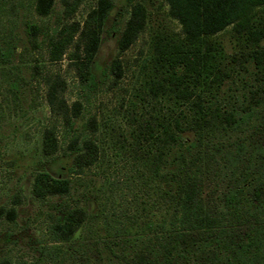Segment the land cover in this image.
<instances>
[{
  "label": "trees",
  "instance_id": "1",
  "mask_svg": "<svg viewBox=\"0 0 264 264\" xmlns=\"http://www.w3.org/2000/svg\"><path fill=\"white\" fill-rule=\"evenodd\" d=\"M78 1L61 0L62 17ZM165 1L181 31L153 37L132 91L118 102L111 142L118 150L109 153L100 131L109 120L99 125L82 109L99 84L122 77L121 55L146 26L142 4L126 0L107 28L113 0H94L80 20L55 24L50 34L22 20L30 44L45 36L48 62L67 58L80 99L67 103L64 79L41 76L52 122L40 131L42 166L31 173L29 194L53 211L28 257L2 250L0 264H264V0ZM54 6L0 0V25L11 24L0 28L2 73L17 54L20 9L48 17ZM225 30L228 47L217 36ZM113 32L116 51L101 68V35ZM71 175L82 186L74 199ZM14 198L0 205L6 236L17 225Z\"/></svg>",
  "mask_w": 264,
  "mask_h": 264
},
{
  "label": "rangeland",
  "instance_id": "2",
  "mask_svg": "<svg viewBox=\"0 0 264 264\" xmlns=\"http://www.w3.org/2000/svg\"><path fill=\"white\" fill-rule=\"evenodd\" d=\"M68 2L73 0H67ZM94 0H79L73 14L62 17L63 4L61 0H55L53 12L48 17H37L29 9H20L13 29L17 35L16 56L12 61L11 69L0 71V205H13L14 197H18L15 221L17 225L12 229L11 235L6 236L5 230L0 228V252L7 250L12 256L28 257L29 245L40 237L45 227V215L53 210L46 204L36 201L29 194L31 173L42 166L39 155V137L41 129L52 121L45 108L44 85L41 76L55 74L65 81L63 92L67 103L80 99L76 79L67 58L63 55L59 61L50 63L46 60L44 42L40 39L45 36L38 34L36 45L27 41L21 22L24 18H30L41 27L44 33L50 34L54 25L72 20H80L89 5ZM146 12V26L140 37L121 55L125 68L122 77L117 84L107 87V81L98 85L95 94L85 100L82 114L94 115L101 123L108 119L109 123L100 131H103L104 149L107 153L118 150V145H111L116 136V124L121 109L117 107L121 98L125 99L130 94L134 76L137 73L138 64L144 56L151 53L154 36L162 35L164 38L174 37L181 31L180 24L168 13V5L165 0H138ZM106 21V28L112 22L115 11L125 5L126 0H113ZM126 14L117 17L114 27L120 28ZM11 27L10 22L0 25L6 32ZM228 47L229 37L227 31L217 34ZM115 37L113 32L108 35L102 33L101 41L95 55V62L99 67L108 62L115 54ZM175 38V37H174ZM19 78L21 80H19ZM17 79V80H16ZM10 80L16 83L13 93L9 90ZM105 123V122H104ZM60 164L65 165L66 158L60 159ZM67 175V174H66ZM92 175L81 176L82 180ZM71 175V188L69 195L72 199L81 190L79 180ZM14 196V197H13Z\"/></svg>",
  "mask_w": 264,
  "mask_h": 264
}]
</instances>
